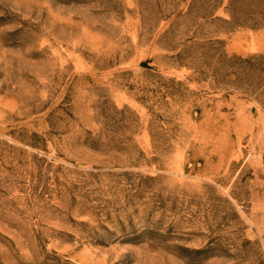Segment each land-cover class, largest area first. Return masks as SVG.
Here are the masks:
<instances>
[{"label": "rangeland", "instance_id": "obj_1", "mask_svg": "<svg viewBox=\"0 0 264 264\" xmlns=\"http://www.w3.org/2000/svg\"><path fill=\"white\" fill-rule=\"evenodd\" d=\"M0 264H264V0H0Z\"/></svg>", "mask_w": 264, "mask_h": 264}]
</instances>
